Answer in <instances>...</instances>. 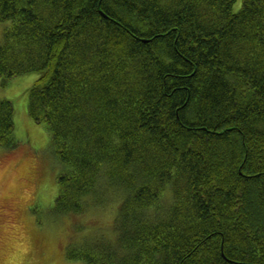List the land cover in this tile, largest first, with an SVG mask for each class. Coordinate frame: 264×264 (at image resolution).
<instances>
[{
	"label": "trees",
	"instance_id": "trees-1",
	"mask_svg": "<svg viewBox=\"0 0 264 264\" xmlns=\"http://www.w3.org/2000/svg\"><path fill=\"white\" fill-rule=\"evenodd\" d=\"M238 2L0 0V79L38 75L56 215L118 202L69 262L264 264V0ZM14 118L1 101L0 148Z\"/></svg>",
	"mask_w": 264,
	"mask_h": 264
},
{
	"label": "rangeland",
	"instance_id": "rangeland-1",
	"mask_svg": "<svg viewBox=\"0 0 264 264\" xmlns=\"http://www.w3.org/2000/svg\"><path fill=\"white\" fill-rule=\"evenodd\" d=\"M4 27L0 24V46ZM37 79V74L0 79V102L14 104L18 143L12 150L0 148V264H80L69 262L67 249L89 236L112 239L118 202L90 210L81 218L56 215L60 166L45 128L28 116L29 90Z\"/></svg>",
	"mask_w": 264,
	"mask_h": 264
}]
</instances>
